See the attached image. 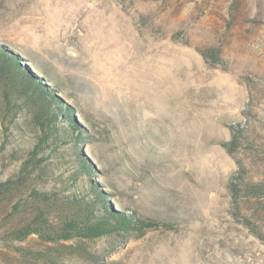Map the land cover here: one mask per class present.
Returning a JSON list of instances; mask_svg holds the SVG:
<instances>
[{
  "label": "rangeland",
  "instance_id": "rangeland-1",
  "mask_svg": "<svg viewBox=\"0 0 264 264\" xmlns=\"http://www.w3.org/2000/svg\"><path fill=\"white\" fill-rule=\"evenodd\" d=\"M0 51V181L154 223L0 264H264V0H0Z\"/></svg>",
  "mask_w": 264,
  "mask_h": 264
},
{
  "label": "trees",
  "instance_id": "trees-1",
  "mask_svg": "<svg viewBox=\"0 0 264 264\" xmlns=\"http://www.w3.org/2000/svg\"><path fill=\"white\" fill-rule=\"evenodd\" d=\"M3 53L0 51V55ZM10 59H12L10 57ZM33 84L41 88L40 83L32 80ZM72 116V115H71ZM50 125L54 123L52 118H44ZM51 129V125L49 127ZM41 141V139H39ZM79 140L76 141L80 145ZM40 143H37V146ZM32 150L26 159L20 160L19 170L16 175L0 181V223L5 225L4 235L23 241L31 234H38L41 237L55 239H72L74 236L83 238H96L107 234L110 231L131 229V217L122 216L116 212H109L106 204L100 203L101 197L97 201L83 198L81 192L73 193L64 200L53 198L40 189L29 188L30 194L23 198L21 192L25 185L32 179L38 163H35L34 155L40 150ZM73 153L76 154V151ZM36 175V178H39ZM15 187V192L10 196V187ZM229 189L233 191L231 186ZM100 200V201H99ZM104 203V202H103ZM101 208V213L96 212ZM31 214L32 222H25V216ZM106 214L107 217L104 215ZM24 216V218L22 217ZM13 224L8 223L10 220ZM112 222H110V221ZM50 221L54 224H51ZM54 221V222H53ZM109 221V222H108ZM135 230H143L154 226L150 220L141 221L135 219ZM56 225V226H55ZM32 226V227H31ZM49 232L55 235H47Z\"/></svg>",
  "mask_w": 264,
  "mask_h": 264
}]
</instances>
